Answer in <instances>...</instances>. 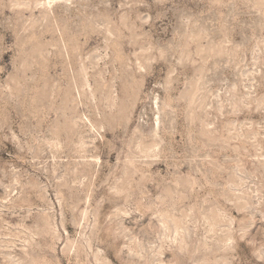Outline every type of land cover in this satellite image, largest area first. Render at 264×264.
I'll return each instance as SVG.
<instances>
[{"label": "rangeland", "instance_id": "374dc122", "mask_svg": "<svg viewBox=\"0 0 264 264\" xmlns=\"http://www.w3.org/2000/svg\"><path fill=\"white\" fill-rule=\"evenodd\" d=\"M0 264H264V0H0Z\"/></svg>", "mask_w": 264, "mask_h": 264}]
</instances>
